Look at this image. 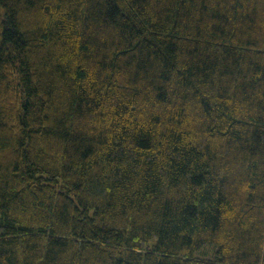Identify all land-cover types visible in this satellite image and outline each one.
Instances as JSON below:
<instances>
[{"label": "trees", "instance_id": "obj_1", "mask_svg": "<svg viewBox=\"0 0 264 264\" xmlns=\"http://www.w3.org/2000/svg\"><path fill=\"white\" fill-rule=\"evenodd\" d=\"M0 264H264V0H0Z\"/></svg>", "mask_w": 264, "mask_h": 264}]
</instances>
